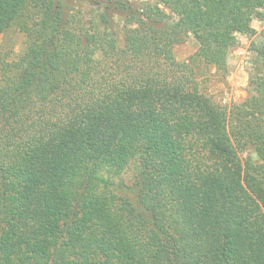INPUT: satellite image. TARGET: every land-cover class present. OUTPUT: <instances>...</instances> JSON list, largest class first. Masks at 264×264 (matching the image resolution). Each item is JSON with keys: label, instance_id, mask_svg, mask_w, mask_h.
I'll use <instances>...</instances> for the list:
<instances>
[{"label": "trees", "instance_id": "obj_1", "mask_svg": "<svg viewBox=\"0 0 264 264\" xmlns=\"http://www.w3.org/2000/svg\"><path fill=\"white\" fill-rule=\"evenodd\" d=\"M254 18L264 0H0L24 38L0 54V264H264V40L230 106L173 52L189 33L224 74Z\"/></svg>", "mask_w": 264, "mask_h": 264}, {"label": "rangeland", "instance_id": "obj_2", "mask_svg": "<svg viewBox=\"0 0 264 264\" xmlns=\"http://www.w3.org/2000/svg\"><path fill=\"white\" fill-rule=\"evenodd\" d=\"M131 1L134 5H140L141 2L155 0ZM251 26L254 28V33L236 34L235 45L230 47L227 53V71L224 74L199 60L198 44L191 34H185L182 41L173 47L175 58L178 61H190L202 90L220 104L230 106L244 102L253 93L252 82L261 75L260 63L253 46L264 40V21L254 18ZM23 42L21 33L13 28L8 30L0 37V54L10 51L16 55L22 48ZM252 159L256 160L253 154ZM137 172L138 166L136 162H132L118 177L113 178L116 196L132 198L131 184Z\"/></svg>", "mask_w": 264, "mask_h": 264}]
</instances>
